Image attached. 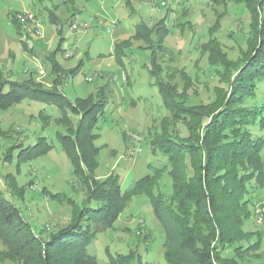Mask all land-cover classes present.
<instances>
[{
  "label": "rangeland",
  "instance_id": "rangeland-1",
  "mask_svg": "<svg viewBox=\"0 0 264 264\" xmlns=\"http://www.w3.org/2000/svg\"><path fill=\"white\" fill-rule=\"evenodd\" d=\"M49 14L55 15L59 24L52 22ZM13 16L21 21V29ZM164 17L167 32L160 28ZM72 22L77 25L74 30ZM139 22L152 34L155 44L133 36ZM251 23L249 11L235 0L215 6L207 0H0V77L14 81L32 77L37 84L51 88L56 79L52 64L57 63L64 79L60 91L71 101L90 95L106 101L105 111L91 127L99 134L91 174L99 182L118 174L126 192L150 172L149 166L167 164V157L154 154L150 143L164 122L175 128L150 74L149 50L156 52L160 79L186 93L190 103H208L215 97L220 75L210 62L206 43L215 38L221 51L237 59L246 48ZM127 39L130 42L124 45L130 47L121 64L114 55L115 43ZM77 65V71L70 73ZM247 103L264 104V79L257 82L256 95ZM60 116L56 105L37 101L0 107V190L45 237L70 224L88 196V185L74 174L57 137V132L74 135L79 116L69 113L68 120H60ZM178 127L185 137V126L179 122ZM252 132L264 137V128L258 125ZM262 154L264 157V149ZM85 168L87 173L90 168ZM7 178L14 189L8 186ZM151 189L155 196L169 198L171 176L162 173ZM248 197L252 213L244 229L258 231L261 245L244 252L238 261L262 264L264 222H256L255 212L257 205L264 204V184H253ZM258 238L252 235L242 245L246 247ZM165 240L166 231L151 199L141 192L132 196L113 226L96 234L88 250L99 264H113L109 254L131 258L129 263L115 264H165ZM225 255L234 254L228 250ZM16 256L0 236V264L31 263L25 255Z\"/></svg>",
  "mask_w": 264,
  "mask_h": 264
},
{
  "label": "trees",
  "instance_id": "trees-1",
  "mask_svg": "<svg viewBox=\"0 0 264 264\" xmlns=\"http://www.w3.org/2000/svg\"><path fill=\"white\" fill-rule=\"evenodd\" d=\"M207 1L215 6L228 0ZM235 2L242 3L249 11L252 28L246 48L234 60L221 51L218 41H213L215 38L206 43L210 62L212 60L220 75V84L215 85V97L210 102L192 104L176 85L160 79L156 52L148 49L150 74L156 80L164 105L172 116L170 123L175 128L170 129L169 122H164L150 143L154 154L160 152L167 157V164L149 166L150 172L126 192L121 189L118 174L112 173L100 182L91 174L95 165L93 158L99 150L94 143L99 134L91 131V127L105 111L106 101L96 99V95L71 101L60 91L64 79L57 63L52 64L56 79L51 88L37 84L32 77L25 81L0 77V107L29 100L56 105L61 112L60 120H68L69 113L79 116L74 135L57 132V137L71 160L74 174L88 185V196L76 218L47 237L36 232L20 208L0 190V236L15 250L16 257L25 255L30 264H99L88 247L99 231L113 226L132 196L141 192L150 197L153 210L166 231L165 264H239L244 252L260 247L259 232L246 231L244 225L252 213L250 189L253 184H264V137L252 132L256 125L264 128V104L247 103L256 95L257 82L264 79V0ZM49 16L52 22L59 24L55 15ZM13 20L22 27L14 16ZM166 20L162 19L160 28L167 32L168 28L162 24ZM73 24L70 23V27ZM62 29L60 26L59 32ZM151 35L143 23L135 26L133 36L153 45L157 41H153ZM160 41L157 45L161 47ZM129 42L130 39L115 43L114 55L121 64L130 47L124 44ZM23 43L26 46V42ZM78 68L79 65L70 73L74 74ZM179 122L188 133L185 137L180 135ZM85 166L90 168L87 173ZM164 172L172 178L173 191L169 198L155 196L151 189ZM6 182L14 189L8 178ZM137 234H141V230ZM255 234L258 240L244 247L242 241H250ZM228 250L234 255H225ZM109 257L113 264L131 260L123 254L117 257L109 254Z\"/></svg>",
  "mask_w": 264,
  "mask_h": 264
},
{
  "label": "built area",
  "instance_id": "built-area-1",
  "mask_svg": "<svg viewBox=\"0 0 264 264\" xmlns=\"http://www.w3.org/2000/svg\"><path fill=\"white\" fill-rule=\"evenodd\" d=\"M30 18H33L34 21L36 20L35 17L32 14H30ZM76 28H77L76 24H73L71 26V29H73V30L76 29ZM67 56H68V54H67ZM43 73L44 72H41V74H43ZM87 80L91 81L92 77H88ZM256 207H257L256 208V212H255L256 222L257 223H262V222H264V204L257 205Z\"/></svg>",
  "mask_w": 264,
  "mask_h": 264
},
{
  "label": "crops",
  "instance_id": "crops-1",
  "mask_svg": "<svg viewBox=\"0 0 264 264\" xmlns=\"http://www.w3.org/2000/svg\"><path fill=\"white\" fill-rule=\"evenodd\" d=\"M79 12V11H78ZM77 13V12H76ZM74 18H75V15H74Z\"/></svg>",
  "mask_w": 264,
  "mask_h": 264
}]
</instances>
